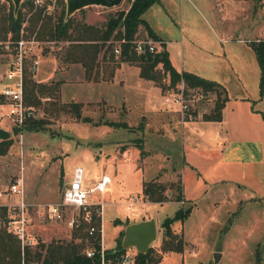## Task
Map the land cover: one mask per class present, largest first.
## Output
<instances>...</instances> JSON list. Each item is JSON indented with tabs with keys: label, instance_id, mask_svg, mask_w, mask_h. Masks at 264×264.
Returning a JSON list of instances; mask_svg holds the SVG:
<instances>
[{
	"label": "rangeland",
	"instance_id": "1",
	"mask_svg": "<svg viewBox=\"0 0 264 264\" xmlns=\"http://www.w3.org/2000/svg\"><path fill=\"white\" fill-rule=\"evenodd\" d=\"M46 3L48 11L56 9L49 2ZM128 6V0L114 7L89 5L74 15L86 18L94 14L91 22L103 24L109 14ZM169 10L166 11L162 4L159 13L161 24H156L168 37L175 63L182 65L186 56V65L206 75L215 74L224 78L233 90L241 83L237 72L243 75L250 87L255 86V77H259L256 68L259 70V65L249 41L264 37V0H177L176 7L173 4ZM61 44L45 40L35 44L33 49L41 61V58L54 56ZM10 50L4 44L0 46V76H4L8 69L12 58ZM59 65L60 70H64V65ZM138 71L135 67L126 71L123 89L110 88L106 83L96 88L97 84L87 83L90 84L89 95L95 97L99 92L106 100L88 103L83 108L84 114L94 120H126L134 127L132 129L122 125L85 122L69 110L45 111L46 106H51L50 102L37 107L39 116L49 119L47 129H28L15 123L7 113V104L0 102V127L9 129L12 139L7 151L0 153V190H6L15 178L23 177L28 202H55L60 200L75 167L82 165L85 180L91 185L104 173L112 178L109 188L112 199L106 200L102 215V242L107 248L117 246L123 238L121 234L115 238L116 217L132 219L137 213H146L145 208H148L161 223L177 208H187L191 204V213L184 220L186 245L180 264H264V221L260 219L262 209L259 203L255 198L244 197L239 190H236L237 194H231L229 188L225 189L226 186L221 191V186L211 187V180L196 187L193 169L204 173L220 159L211 148L215 141L207 139L205 134L200 135L196 128L193 129L195 135L186 138L181 113L165 101L164 93L175 89V86H170L169 79L164 78L166 89L160 86L161 91L157 86L143 83ZM154 84L157 85L156 82ZM69 88L75 90L77 84ZM215 103L216 92H212L211 99L198 104L195 119L211 112ZM145 108L155 110L156 115L142 116ZM142 120L145 123L144 129H140ZM195 142L201 145L199 149H196ZM141 143L145 154H141ZM124 148L129 149L125 156L121 154ZM187 162L189 167L185 172ZM180 169L183 170L188 200L180 199L179 202L168 201L164 204L144 202L127 208L126 198L129 194L142 191L143 179H150L158 173L159 181L171 185L167 191L171 192L172 198L178 193ZM202 177L206 180L204 175ZM217 189L219 197H216ZM105 196V191H96L91 199L99 201L105 199ZM137 196L142 201V197ZM13 199L17 197L13 196ZM32 215L34 230L46 242L55 238L73 239V233L64 221L44 217L36 210H32ZM162 239L163 227L159 224L158 237L151 246L160 250ZM75 240L80 241L81 238ZM126 251L130 254L138 252L134 246L127 247ZM216 251L221 253L218 261L215 260ZM162 254L164 256V252Z\"/></svg>",
	"mask_w": 264,
	"mask_h": 264
},
{
	"label": "trees",
	"instance_id": "2",
	"mask_svg": "<svg viewBox=\"0 0 264 264\" xmlns=\"http://www.w3.org/2000/svg\"><path fill=\"white\" fill-rule=\"evenodd\" d=\"M127 8H119L109 14L103 24L88 22L85 18H77L74 14L68 19L66 14V1L59 0L54 11H48V4L35 6L31 0H23L18 13L14 11L12 0L1 2L0 0V40H7L9 35L13 41L24 38H35L38 41H55L61 44L54 52L60 64L80 63L85 69L87 79L110 80L115 69L121 61H128L140 67V75L146 79L153 80L166 89L164 78L170 80V86H175L180 80H185L189 86H199L207 93L216 92V103L209 113H204L203 118L207 120H221L223 108L228 94L225 86L217 80L197 74L193 71H179L172 63L165 41L156 33L150 23L144 17V13L154 4L161 0H128ZM57 7L60 9L58 10ZM84 8L80 9L83 11ZM142 36V34H144ZM151 37L159 40L161 49L158 51H147L139 53L136 49V39ZM254 49L258 64L260 66V96L264 98V38L249 41ZM14 45V44H12ZM121 47V53L116 54L115 47ZM15 51V50H12ZM30 59H26L24 69V92L27 103L40 107L50 102V107L45 111L69 110L75 117L85 122L94 124H109L113 126H124L134 128L127 121L114 119L94 120L90 115L84 114L85 104L79 101H61L60 83L55 85L37 82L34 72L29 68ZM50 96V99L44 97ZM0 99L3 100L0 93ZM49 100V101H48ZM51 100V101H50ZM2 102V101H0ZM92 104V103H91ZM49 119L45 117H33L26 119L22 126L28 129H47ZM145 123L141 121L140 129H144ZM12 144V139L0 141V153H5ZM141 154H145L143 143H141ZM180 183L177 186V194L170 198L171 192L167 191L170 186L158 180V177L143 181V194L150 201L163 202L170 199L179 201L184 199V188L181 172ZM193 205L187 208L179 207L173 215H168L162 222L163 239L160 250L150 246L147 252H137V264H159L163 258L162 252L173 250L183 252L186 245L184 234L177 233L173 229L176 220H184L189 216ZM6 207L0 206V214L4 215ZM120 220L116 219V223ZM96 224L102 227V217L94 215L91 222L84 221L80 226L73 228V239L66 240L55 238L49 242H39L36 247H23L21 241L7 231L0 228V264H31L38 261L39 264H101L100 253L88 256L85 248L93 245L96 249L101 248L102 231L95 234L89 233V226ZM124 230L121 235L124 234ZM81 238L80 241L75 238ZM107 257H115L126 251L122 246V240L118 245L106 248ZM260 261V256L258 258Z\"/></svg>",
	"mask_w": 264,
	"mask_h": 264
},
{
	"label": "crops",
	"instance_id": "3",
	"mask_svg": "<svg viewBox=\"0 0 264 264\" xmlns=\"http://www.w3.org/2000/svg\"><path fill=\"white\" fill-rule=\"evenodd\" d=\"M157 3H154L144 13V17L150 23V25L153 27L156 33L165 41V47L169 51L173 65L179 71L182 70L193 71L197 74L219 81L220 83L223 84V86H225L228 94V99L226 100L225 106L223 108V117L221 120H207L204 119L203 116H201V118L198 117L197 119L194 118V119L184 120L185 124L183 126V133L185 134L186 138L192 137V135L194 134L193 129L196 128L198 131H200L199 133L200 135L205 134L207 139L215 141L214 146L211 148L213 149L212 151H215V155H218L220 157L218 162L215 163L211 169L209 170L207 169V171H205L204 173H201L199 170H197L198 171L197 172L195 169H193V171H195V177H196L195 179L197 180L196 187L199 188L201 187L203 182H205L206 184V181L211 180L210 182L212 183L211 187H214L215 185H217L216 187L221 186L219 188L220 191L229 188L231 194H237L238 191L236 192V190H239L241 195H245L244 197L255 198L257 200L260 209H262L260 219L261 220L263 219L264 221V98L260 96V87L257 86L260 77V66H259V70L258 68H256L259 77L257 78L255 77L256 80L254 87H250L247 81H245L243 75L240 76V73L237 72V77L241 83L240 86L234 90L229 86V84H227V81L224 78L215 74L206 75L200 72L199 70H197L196 68H194L193 66L190 67L186 65V61H185L186 56L182 61V65H180L182 67H180L177 63H175L173 59V55L171 53V50L169 49V43H168L169 40L166 33H163L156 24V22H158V25L161 24V17H160L161 15L159 13H161L162 11V4H163V8L166 11L170 12L169 9L172 8L173 4L176 7L177 0H161L159 4ZM169 15L172 16V14ZM92 16H94V14H90L89 17H86L85 19L87 21L90 20L89 22L93 23L91 22ZM172 17L175 18L174 16ZM175 22L178 23L177 21ZM41 59L42 60L40 61L38 69L34 71V79L37 82H43V83L47 82L51 85H55V82L58 81L60 83L59 85L60 96L64 101L65 100L66 102L71 100L79 101V102H83L85 106L88 103H98L106 100L104 95L98 94L99 92L96 93L95 97L89 95L88 89L90 84L87 83L97 84L96 88L99 87L100 84L106 83L109 85V87L111 86L110 88L118 87L119 89H123V83H124L123 77L126 71H128V69L135 67L139 70L138 72L140 74V67L138 65L130 63L128 61H121L115 69L114 76L110 80H103V79L89 80L86 78L85 69L80 63L67 64L64 66V70H60V65H59L60 61L57 59L55 55ZM256 61L258 64L257 56H256ZM0 77H1L0 79V92H1L5 83L7 82V78L5 75L4 76L2 75ZM140 78L143 83L152 86H157L161 90L160 85L154 84L155 83L154 81L150 79H146L141 75ZM75 83L77 84V88L75 90H71L69 86L72 85L74 86ZM93 87L94 86H92V89H94ZM154 112L155 110L153 109L145 108L142 116H148V115L155 116L156 114ZM203 128H205L206 130ZM209 129H211V131H209ZM195 146L196 149H199L201 145L195 142ZM128 153H129V149L127 148H124L123 151L121 152V154L124 156ZM136 153H138V151H136ZM136 156H135V160L137 161L138 158ZM191 161L197 164L195 160L193 161V159H191ZM188 167L189 165L187 162L185 163V172ZM180 172H181L184 195H185V182H184L183 170L180 169ZM158 175L159 173L151 178H154ZM202 175H204L206 180H204ZM144 180H149V179H143V181ZM85 184L88 186H93L88 182H86V180H85ZM225 186L226 188L224 189L223 187ZM109 188L105 191L106 200L112 199V192L109 190ZM24 189H25V184H24ZM219 189L216 190L217 191L216 197H219V191H218ZM141 190H143V184ZM134 195H140L142 197V201L140 199L138 204L139 203L143 204L144 202L147 204L150 203L164 204L168 201H177L174 199H170L163 202L150 201L147 198H145L143 192L140 191V192H132L131 194H129L130 197L128 196L126 198L127 205ZM24 197L26 199V189H25ZM184 198L185 200H188L186 195L184 196ZM213 200H214L213 202H215L216 198ZM2 202H4V198ZM145 211L146 213H140V214L137 213L132 219L130 217H127L124 220V218L122 217L119 216L116 217L115 219H119L120 221L118 223L114 222V227L116 230L115 238L117 237L118 234H121L127 222H133L146 218L155 217L152 213L149 212L148 208H145ZM102 215H103V209H102ZM156 220H157V225L162 224L163 222L161 221L160 223L157 218ZM103 225L104 222L102 217V238L104 234ZM173 229L177 233L182 232L185 237L184 222H182L181 220H176L173 223ZM183 255H184V251L183 252L173 251V250L165 251L163 259L160 261L159 264H180L181 257Z\"/></svg>",
	"mask_w": 264,
	"mask_h": 264
},
{
	"label": "built area",
	"instance_id": "4",
	"mask_svg": "<svg viewBox=\"0 0 264 264\" xmlns=\"http://www.w3.org/2000/svg\"><path fill=\"white\" fill-rule=\"evenodd\" d=\"M31 1L35 6L46 2L55 6L59 0ZM37 43H41V41L36 40L34 37L30 39L24 38L23 29L22 37L16 41H13L10 35L7 40H0V46L4 44L10 48L12 55L5 74L7 82L0 92L3 97L2 102L8 106V115L19 125H22L26 119L40 115L35 105L27 103L24 92L26 59H30L28 64L33 72L38 69L40 64V56L35 54L36 52L33 49V46ZM136 49L139 53L154 52L161 49V43L159 40L151 37H142L136 39ZM115 52L116 54L121 53L119 45L115 47ZM164 94L166 103L173 105L181 113L183 120L196 118L198 104L206 99H211V93L205 92L199 86H189L183 79L175 85V89L173 88ZM50 98V96L44 97V99ZM111 181V176L104 173L93 186H88L85 184L84 167L77 165L72 178L66 182L60 200L45 204H33L28 202L24 197L23 177L15 178L9 183L6 190H0V200L3 199L2 197L8 199L4 202L0 201V206L6 207L4 215L0 214V228H5L15 235L21 241L23 247H36L39 242L46 241L33 228L34 217L32 210H36L39 215L44 217L48 216L58 221H64L73 233V228L80 226L84 221L91 222L94 215H102L106 199L95 201L91 199V195L96 191H106ZM13 196H16L17 199L14 200ZM139 201L140 197L134 195L128 202L127 207L132 208ZM88 230L90 234H95L98 230L102 231V227L99 228L96 224H91ZM106 248L101 241V248L96 249L95 246L88 245L85 248V253L88 256H94L96 252H99L101 264H137V252L130 254L124 251L115 257L108 258L105 251ZM23 264L26 263L23 262ZM31 264L39 263L38 261H31Z\"/></svg>",
	"mask_w": 264,
	"mask_h": 264
},
{
	"label": "water",
	"instance_id": "5",
	"mask_svg": "<svg viewBox=\"0 0 264 264\" xmlns=\"http://www.w3.org/2000/svg\"><path fill=\"white\" fill-rule=\"evenodd\" d=\"M14 11L18 13L23 0H12ZM66 14L65 18L75 14L76 11L89 5H102L105 7H114L122 3L123 0H65ZM11 138V131L7 128L0 127V141ZM122 238L124 248L134 246L139 252H147L152 242L158 237V225L155 217L146 218L126 224ZM221 253L215 252V260L220 259Z\"/></svg>",
	"mask_w": 264,
	"mask_h": 264
}]
</instances>
